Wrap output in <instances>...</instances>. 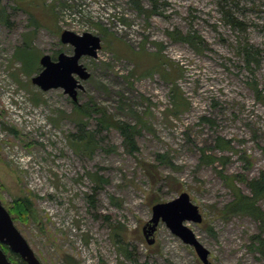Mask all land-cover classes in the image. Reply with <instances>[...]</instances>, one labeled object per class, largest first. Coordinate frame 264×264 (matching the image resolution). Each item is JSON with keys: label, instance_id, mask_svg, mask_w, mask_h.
<instances>
[{"label": "rangeland", "instance_id": "374dc122", "mask_svg": "<svg viewBox=\"0 0 264 264\" xmlns=\"http://www.w3.org/2000/svg\"><path fill=\"white\" fill-rule=\"evenodd\" d=\"M0 9V201L9 212L31 199L25 220L10 215L41 264H203L163 221L143 232L153 207L182 193L202 215L185 225L211 264H264L253 241L264 224L225 210L264 175V0H0ZM71 17L79 24L62 22ZM65 30L102 40L97 58L79 61L91 76L76 103L32 82L42 56L74 55ZM176 30L195 44L170 38ZM89 104L135 127L136 148L99 114L83 120L75 109ZM87 134L92 152L77 147Z\"/></svg>", "mask_w": 264, "mask_h": 264}, {"label": "water", "instance_id": "95a60500", "mask_svg": "<svg viewBox=\"0 0 264 264\" xmlns=\"http://www.w3.org/2000/svg\"><path fill=\"white\" fill-rule=\"evenodd\" d=\"M60 39L63 44L73 47L74 55L69 56L60 53L56 60L50 55L42 56L40 60L42 70L32 79V82L44 92L62 89L76 103L78 101V90L83 89L81 81H86L91 76L79 61L85 56L97 58L98 52L102 49V40L91 33L78 35L68 30L61 34ZM202 220L198 207L191 202L187 193H182L171 202L156 204L153 207V217L143 228V232L148 239L154 233L158 223L163 221L175 236L180 238L186 245L194 248L203 264H211L209 250L199 242L195 233L185 225V222L201 223ZM148 243L152 244L151 241ZM2 245L7 246L12 253L18 255L26 264H41L25 238L16 228L10 213L0 201V264H14L1 248Z\"/></svg>", "mask_w": 264, "mask_h": 264}, {"label": "trees", "instance_id": "16d2710c", "mask_svg": "<svg viewBox=\"0 0 264 264\" xmlns=\"http://www.w3.org/2000/svg\"><path fill=\"white\" fill-rule=\"evenodd\" d=\"M1 10V9H0ZM151 14V13H150ZM5 13L4 11H0V23L6 22L5 20ZM232 26L234 23L231 21L230 23ZM168 36L172 39H181L183 41L190 42L192 45H194V41L187 37L182 35L180 31H169ZM244 51L246 54V62L248 64H252L255 62L254 56L251 53V50L247 47H244ZM16 59L19 60V57L16 56ZM54 59V58H53ZM20 61V60H19ZM38 70V69H36ZM256 87H254V90ZM176 108L178 109L177 112L180 109V105L176 104ZM76 112L79 116H81L84 120V118H89L90 116L94 114H99L100 118L98 119L99 124L103 128H114L119 130L121 135L124 137V143L127 148L130 147V149L134 150L135 143L134 139L137 135V130L135 127L128 125L127 123H123L120 121H115L111 119L105 111L100 110L95 106V104L92 105H82L80 107H76ZM176 112V113H177ZM82 120V121H83ZM82 124H85L84 122H81ZM77 141V147L80 149L82 148L84 151H93L95 147V143L93 141V137L90 134H87L86 137H80V140ZM247 185L251 191V195H244L239 190L236 189L234 191V200L226 207V214L232 215V214H244L252 217L254 220H256L260 226L264 224V213L262 212L259 202L264 199V175H261L260 177H257L249 182H247ZM32 212V202L29 197H20L16 199L13 203V206L10 207L9 213L13 216L15 220H25L26 216H28ZM254 243L262 246L264 245V240H262L260 237H255L253 239ZM1 248L6 253L7 257L10 259L11 262L14 264H26L22 259L12 253L10 249L2 245ZM69 264H77L73 259L69 258L68 260Z\"/></svg>", "mask_w": 264, "mask_h": 264}, {"label": "built area", "instance_id": "2783aa9c", "mask_svg": "<svg viewBox=\"0 0 264 264\" xmlns=\"http://www.w3.org/2000/svg\"><path fill=\"white\" fill-rule=\"evenodd\" d=\"M62 22H63V23H72L73 26H76V25L79 24V23H78V19H75V17L67 18V19H65V20L62 21ZM118 26H119V28L124 27V25H122V24H120V23H118ZM108 27H111V23L108 24ZM78 28H79V27H78ZM83 31H84V30H83Z\"/></svg>", "mask_w": 264, "mask_h": 264}]
</instances>
